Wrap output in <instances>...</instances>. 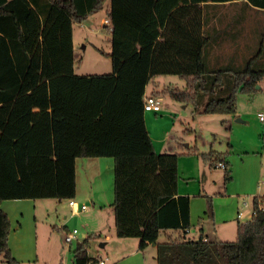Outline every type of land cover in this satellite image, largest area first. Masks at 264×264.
<instances>
[{
    "label": "trees",
    "instance_id": "obj_1",
    "mask_svg": "<svg viewBox=\"0 0 264 264\" xmlns=\"http://www.w3.org/2000/svg\"><path fill=\"white\" fill-rule=\"evenodd\" d=\"M106 0H0V253L22 264L9 245L6 199H73L78 158L114 160L115 229L139 237L140 248L157 244V264H264V195L254 214L239 223L235 240L176 238L163 230L191 227V196L179 194L180 152H158L146 125L147 85L178 75L186 88L166 87L160 97L191 103L202 114H237V93H251L264 79L261 47L243 66L210 67V9L239 0H110L112 72L74 70V24ZM264 9V0H243ZM197 154L213 167L225 153ZM208 212L214 218L212 201ZM92 235L73 249L74 264H98L89 252Z\"/></svg>",
    "mask_w": 264,
    "mask_h": 264
},
{
    "label": "rangeland",
    "instance_id": "obj_2",
    "mask_svg": "<svg viewBox=\"0 0 264 264\" xmlns=\"http://www.w3.org/2000/svg\"><path fill=\"white\" fill-rule=\"evenodd\" d=\"M110 4V0H106L102 9L90 15L83 23L74 25V70L78 74L112 72L110 56L112 34L105 21L108 17ZM255 40L257 41V38ZM171 81L175 82L173 83L174 87H187L185 79L168 74L155 77L147 85V93L158 88L159 84L160 88L172 85ZM237 98L239 113L236 116L202 114L195 111L191 103L179 102L169 94L162 93V111L157 116L159 120L156 121L155 126L149 127L158 152L176 151L182 153L178 162L180 191L196 193L200 180H202L205 182L207 190L213 192L206 194V191L202 190V193H196V196L188 194L194 202L193 218L195 219L193 222L197 223L195 227L193 226L195 232L190 233V236L200 235V229L204 228L211 239L235 240L238 227L236 231L234 228H226L224 233H218L212 220L214 218L209 220V200L212 201L215 216L217 206L226 205L229 208L235 198L240 201L239 208H242L245 200L248 201L250 207H253L254 196L264 192V121L259 117V113H264V84L262 88H257L251 93L239 91ZM243 112H247V115L242 114ZM152 113L154 114V112ZM239 117L243 121L236 119ZM229 120L232 121V125L230 124L228 127L227 121L229 122ZM200 143L203 144L200 145ZM187 144H190V147L197 144L201 152H209L214 149L227 154L226 159L230 160L232 179L226 182L225 167L220 166L219 163L211 167L202 158L186 154L189 148ZM77 160L79 196L74 199L87 203L89 209L73 213L69 204L70 199L48 197L37 200L38 206L35 213L33 206L30 205L27 212L25 211V202H17L14 204V210L17 211L20 208V212H24L19 215L23 222L22 229L25 228L26 223H29V217L36 214L40 250L43 246L46 250L52 243L56 245L62 241L65 243L66 235L56 227V224L64 219L63 210H66L70 220V230L77 228L79 233L78 238H75L69 245L65 243L68 247L67 253L64 254L65 264H73L67 258L73 257V249L85 235H92L90 254L96 258L105 259V264H157L156 250L152 246L143 250L139 246L141 240L139 237L117 236L112 206L114 189L111 177L108 189L102 188L103 182L100 180L98 168H95L94 165L92 168H88L85 164L88 161H94L95 158H78ZM201 163L209 167L206 170L208 175L199 170L198 164L202 165ZM106 175L107 172H105ZM219 183L223 184L225 188L228 187V192H226V196H222L217 201L215 195L219 192ZM235 223L237 224L236 221ZM31 233H34L33 230ZM172 234L173 238H183L177 231ZM107 236L110 237L107 238ZM160 240H167L164 232L161 233ZM103 242H106L104 246L101 245ZM57 263V259H53L52 264ZM0 264H9L4 253H0Z\"/></svg>",
    "mask_w": 264,
    "mask_h": 264
},
{
    "label": "crops",
    "instance_id": "obj_3",
    "mask_svg": "<svg viewBox=\"0 0 264 264\" xmlns=\"http://www.w3.org/2000/svg\"><path fill=\"white\" fill-rule=\"evenodd\" d=\"M75 25V24H74ZM208 29L210 31L211 39L207 46V61L210 67H224V66H243L249 58H251L261 47V35L264 31V9H257L256 7L249 5L243 0L235 1V2H226L220 3L213 6L210 9V21L208 23ZM257 35V36H255ZM257 38V41L255 40ZM74 39V33H73ZM264 48V45H263ZM75 49V48H74ZM260 63L264 62V55H261L258 59ZM162 76V75H161ZM178 76V75H176ZM180 77V76H179ZM181 78V77H180ZM172 85H165L164 88H160V84L158 88L153 89L152 92L147 93V95L153 94L155 91H162L166 87H174V81H171ZM264 84V79L260 81L259 87L262 88ZM162 89V90H161ZM161 100L162 95L160 96ZM238 106V105H237ZM185 107V106H184ZM162 111V110H161ZM161 111H159L161 113ZM151 112V113H147ZM154 111H146L145 113V120L148 130L149 127H153L157 124V120L159 118V112ZM239 110L237 109V114ZM242 114L247 115V112H243ZM236 116V115H235ZM238 119V118H236ZM239 117L238 121L240 120ZM155 120V121H154ZM228 127L230 124L232 125V121H227ZM150 135L153 139L154 145L155 140L152 136V132L149 130ZM168 137V135H166ZM191 143V142H190ZM199 144V143H197ZM203 143H200L202 145ZM190 147V144H187ZM188 148V149H189ZM195 156L196 158H201L199 155L193 154L190 155ZM95 158L94 161L86 162V167L92 168L93 165L95 168H98L99 177L102 183V188L108 189L110 185V177L111 183H113L114 189V160L112 157H92ZM197 160V159H196ZM228 160V159H226ZM78 161V160H77ZM230 161V160H228ZM202 164V163H201ZM199 170L204 172L205 175H208L207 171L209 167L205 165H199ZM105 172L107 175L105 176ZM76 178H77V186H78V171H77V162H76ZM205 182L200 180V185L198 188V194L202 193L203 190L206 194H210L213 192H209L206 188ZM180 186V185H179ZM226 192H228V187L225 188L223 184L219 183V192L215 195V200H220L222 196H226ZM190 194L191 196H196L195 192H181L179 187V194ZM256 193V192H252ZM112 195V192H111ZM234 195V194H233ZM257 195H264L257 194ZM79 196L78 190L76 192V197ZM75 197V198H76ZM217 198V199H216ZM39 199V198H38ZM38 199L32 198H25L21 199H6L3 200L1 206L2 208L9 214L11 219V232L9 235V245L13 252V255L19 259L22 264H52L53 259H57V264H65L64 263V254L67 253V245L71 242H67L65 238V243L63 241L56 245L52 243L48 248L45 250L43 248L40 250V241H39V233H38V224H37V215L34 214L29 217V223L25 224V228H23V222L20 220L19 215L24 214V212H20V208L17 211L14 210V204L17 202H25V211H29L30 205L33 206V210L37 212L38 206ZM216 201V202H217ZM193 199H191V227L187 230H177L181 239L188 240V239H197L200 237L201 234H204L206 240H212L207 232H205L204 228L200 229V235L198 236H190V233L195 232V225L197 223L193 222L195 218H193ZM240 201L235 198L232 201V206L227 208L226 205L216 207L215 208V216L214 219L209 217V220H213L214 225L216 226V230L218 233H224L226 228H231L236 231L239 223L246 222L250 220L253 216V207L249 206L247 200L244 201L242 208H239ZM66 210H63L64 219L60 220V223L56 224L57 228H60L64 234L66 235L67 232L70 231L69 225V218L68 214H66ZM74 213V212H73ZM240 214L242 216H240ZM204 221V220H202ZM237 222V224L235 223ZM194 226V227H193ZM220 228V229H219ZM238 229V228H237ZM33 230L34 233H31ZM171 231V232H170ZM167 236V240L176 239L173 238L174 230H163ZM161 232V233H162ZM85 235V234H83ZM86 236V235H85ZM110 236H107V238ZM63 239V238H62ZM223 240H230V239H223ZM159 241H166L160 240ZM104 243V242H103ZM106 243V242H105ZM150 246H152L156 250L157 254V244L151 243L147 245L143 250H147ZM54 257V258H53ZM68 261L73 262V257H68Z\"/></svg>",
    "mask_w": 264,
    "mask_h": 264
},
{
    "label": "built area",
    "instance_id": "obj_4",
    "mask_svg": "<svg viewBox=\"0 0 264 264\" xmlns=\"http://www.w3.org/2000/svg\"><path fill=\"white\" fill-rule=\"evenodd\" d=\"M105 21L108 23L109 19H105ZM161 98L158 96H155L153 94L147 95L145 97V101H144V109L145 111H154V112H159L162 109V104H161ZM259 117L261 120L264 121V113H259ZM219 165L222 167H225V163L224 162H219ZM69 204L71 205L73 212L77 213L80 211H87L89 209V205L85 202H79L76 199H70L69 200ZM262 208H264V206H261ZM254 209H253V214H254ZM240 216H242L240 214ZM78 233L79 230L77 228H73L72 230H70L69 232H67L66 234V241L67 242H72L75 238H78ZM106 260L103 258H98V264H105Z\"/></svg>",
    "mask_w": 264,
    "mask_h": 264
},
{
    "label": "water",
    "instance_id": "obj_5",
    "mask_svg": "<svg viewBox=\"0 0 264 264\" xmlns=\"http://www.w3.org/2000/svg\"><path fill=\"white\" fill-rule=\"evenodd\" d=\"M257 87H259V85H257ZM237 120H239V118H238ZM240 120H242V119H240ZM101 245H103V246H104V245H105V243H101Z\"/></svg>",
    "mask_w": 264,
    "mask_h": 264
}]
</instances>
